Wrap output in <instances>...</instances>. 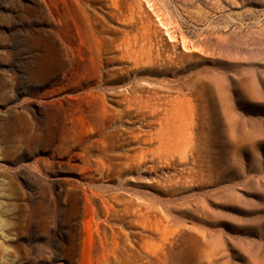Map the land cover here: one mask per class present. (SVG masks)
<instances>
[{
	"label": "rangeland",
	"instance_id": "374dc122",
	"mask_svg": "<svg viewBox=\"0 0 264 264\" xmlns=\"http://www.w3.org/2000/svg\"><path fill=\"white\" fill-rule=\"evenodd\" d=\"M0 264H264V0H0Z\"/></svg>",
	"mask_w": 264,
	"mask_h": 264
},
{
	"label": "bare ground",
	"instance_id": "6f19581e",
	"mask_svg": "<svg viewBox=\"0 0 264 264\" xmlns=\"http://www.w3.org/2000/svg\"><path fill=\"white\" fill-rule=\"evenodd\" d=\"M5 27H7V26H5ZM5 34V33H4ZM42 67V66H41ZM56 67V66H55ZM52 69V68H51ZM55 69V68H54ZM56 71H57V69H56ZM46 130V129H45ZM35 209V208H34Z\"/></svg>",
	"mask_w": 264,
	"mask_h": 264
}]
</instances>
